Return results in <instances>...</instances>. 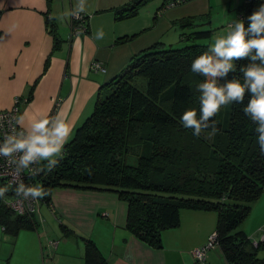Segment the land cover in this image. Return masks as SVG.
Here are the masks:
<instances>
[{
    "label": "trees",
    "instance_id": "obj_1",
    "mask_svg": "<svg viewBox=\"0 0 264 264\" xmlns=\"http://www.w3.org/2000/svg\"><path fill=\"white\" fill-rule=\"evenodd\" d=\"M150 1L132 0L116 10L115 18H132ZM186 1L165 0L162 6ZM261 4L264 0H245L238 7L246 27L248 16ZM174 23L181 29L179 40L188 44L172 47L156 41L133 54L102 86L92 111L64 145L57 165L41 171L37 184L50 193L54 188L116 193L128 205L126 228L155 248H161L164 230L179 225L181 209L214 211L217 242L228 264H264L257 256L264 242L254 246L239 229L264 190V155L256 143V126L243 112L249 97L246 94L244 104H229L226 127L217 123V114L212 118L218 128L212 141L184 128L180 118L187 109H196L199 115L197 85L204 80L191 71V64L208 50L213 29L209 20L199 17ZM204 24V30H194ZM49 32L55 52L61 40L54 24ZM136 35H123L116 42H128ZM247 63L236 61L228 78L243 82L239 69ZM132 146L140 150L134 163L128 162ZM152 175L161 176V182H151ZM42 201L50 203L51 195ZM0 225L16 236L21 229L35 228L37 221L34 216H14L0 206ZM83 241V264H109L91 239Z\"/></svg>",
    "mask_w": 264,
    "mask_h": 264
},
{
    "label": "crops",
    "instance_id": "obj_2",
    "mask_svg": "<svg viewBox=\"0 0 264 264\" xmlns=\"http://www.w3.org/2000/svg\"><path fill=\"white\" fill-rule=\"evenodd\" d=\"M131 1L86 0V11L82 12L86 32L77 34V40V35L66 37L72 16H64L73 9L76 0H0V110L10 108L15 97L27 99L20 104L19 114L26 109L30 115L55 114L63 109L72 125L70 140L87 117L86 105H94L102 86L133 54L156 41L162 42L175 28L174 22L181 18L205 20L206 15L221 6L227 17L239 18L237 9L245 0H187L167 9L163 7L165 0H153L141 7L136 16L117 20L116 10ZM55 14L63 19L50 18ZM56 21L66 31L58 36L59 50L52 52L49 27L54 24L57 28ZM101 27L105 35L97 40L94 33ZM136 33L128 42H116L123 35ZM94 62H100L105 71H92L90 66ZM255 203L243 221L246 236L252 241H256L264 227V190ZM127 212V202L113 192L54 188L50 203L39 204L34 215L35 228L21 229L15 236L16 258L21 264H40V259L42 264L63 261L62 239L48 238L46 246H42V235L48 237L45 231L53 226L48 219L51 217L61 228L66 222L76 233L91 239L109 264H228L219 245L208 250L201 263H196L190 253L204 245L215 231L216 212L181 209L179 225L161 233V248L134 237L126 228ZM50 239L52 245L48 248ZM257 256L264 259V246L258 247ZM79 260L71 259L65 264H80Z\"/></svg>",
    "mask_w": 264,
    "mask_h": 264
},
{
    "label": "clouds",
    "instance_id": "obj_3",
    "mask_svg": "<svg viewBox=\"0 0 264 264\" xmlns=\"http://www.w3.org/2000/svg\"><path fill=\"white\" fill-rule=\"evenodd\" d=\"M85 11L86 0H76L73 9L65 12L64 16L79 19L80 13ZM50 18L63 19V16ZM247 19V27L243 20L229 24L223 34L213 37L208 50L192 61L191 71L204 77L197 85L200 93L199 115L196 109L189 108L182 114L180 123L184 128L192 129L195 136H201L211 129L206 135L210 139L218 132L216 121L212 118L221 107L231 103L244 104L247 94L249 99L243 112L256 126V143L261 155H264V4ZM104 35L102 27L94 33L97 40H102ZM239 60L248 61L239 69L243 82L235 76L228 78ZM221 80L224 83H219ZM12 119V130L0 142V157L5 158L7 166L12 169L16 182L15 197L22 204L51 195L38 184L26 185L21 174L28 170L32 176H36L45 168L48 171L55 168L70 137L72 125L63 109L54 115L46 112L30 115L26 109ZM7 190V187L0 188V198H4L5 202Z\"/></svg>",
    "mask_w": 264,
    "mask_h": 264
},
{
    "label": "rangeland",
    "instance_id": "obj_4",
    "mask_svg": "<svg viewBox=\"0 0 264 264\" xmlns=\"http://www.w3.org/2000/svg\"><path fill=\"white\" fill-rule=\"evenodd\" d=\"M152 1H150V2H152ZM217 2H218V0H217ZM58 4H60V3H58ZM148 4H149V2H148ZM55 5H56V3H55ZM233 6H235V2L233 3ZM54 16L57 17L56 14ZM205 17H206L205 18L206 21H208V20L210 21V24H211L210 26L213 29V35L211 36L210 39H208V42L210 44L213 42L214 36H216L218 34H223L224 30L227 28V26L229 24L239 20L237 15L233 16V18H231V19L229 17H227V12L223 11V6H221L220 9L216 8V11L214 10V12H212L208 16L206 15ZM217 19H219L220 22H217ZM56 22H57V26H58L56 28L57 34H62L63 31H66V28L64 25H61L60 22L58 23V21H56ZM70 22H71V18L69 19V23ZM69 23H68V31H67L68 33H66L67 38H68V34L70 33ZM205 27L206 26L204 24L203 26H200L199 28H196L194 30H204ZM180 32H181V29L178 27L174 28L173 30H170L168 32V34H166V36H164V39H162V42L166 46H172V47H181V46L188 44V42L179 40L180 39V37H179ZM92 109H93V105H86L87 116L90 114ZM228 110H229V104L222 106L220 111L217 113V115H218L217 116V123L221 124L223 127H226L227 122H228ZM49 115H54V114L49 113ZM207 133L208 132H205V134H203L201 136L208 141H212L213 136L210 139L206 138ZM222 137H224V143L227 144V137L226 136H222ZM219 147L221 148V151H223V149H224L223 146L220 145ZM132 150H133V152L131 153V156L128 159V162L134 163L135 157H136V161H137L138 156H140V155H138L140 150L137 146H132ZM43 163L46 164L47 162H43ZM40 166L42 167L43 165H40ZM45 170H46V168L43 171H45ZM160 177H158V176L154 177L152 175L151 176V182L156 183V184L160 183L161 178H162V177L161 178ZM255 204L256 203H254L252 207H254ZM250 213H251V211L249 212V214ZM48 219L51 220V224H53V226L51 225V227L47 228V230L45 231V234H47L48 237H45V235H42L43 241H44L42 246L43 247L46 246V240L48 238H54L57 240L62 239L61 240V243H62L61 244V252H63L62 254H64L62 256V259L65 262L57 261L56 264H65L67 261H69L71 259L76 260L79 258H80L79 263L83 264V262L81 263V255H82V251H84V241L82 238H85V236L76 233L73 229H71L70 225L66 222H64L65 224L61 228V225L59 222H58V224H56L55 220H53L51 217H49ZM244 224H245V222L244 223L242 222L239 225V229L241 231H243L245 235H247V233H245V230H244ZM64 234H66V236H64ZM40 236H41V234H40ZM259 238H260V234L258 235L256 240H259ZM57 240H55V241H57ZM50 241H52V239L47 241V247L48 248L51 245ZM15 242H16L15 235H13L12 233L6 232L5 230H3L2 226L0 225V264H21L20 261L16 258L17 257V250L14 251ZM13 251H14V254H13ZM190 253L193 257V254L191 251H190ZM12 254H13V258L10 261ZM45 263H47V262H45ZM40 264H42L41 259H40Z\"/></svg>",
    "mask_w": 264,
    "mask_h": 264
},
{
    "label": "built area",
    "instance_id": "obj_5",
    "mask_svg": "<svg viewBox=\"0 0 264 264\" xmlns=\"http://www.w3.org/2000/svg\"><path fill=\"white\" fill-rule=\"evenodd\" d=\"M173 7V4L170 3L167 5V8ZM239 14V19H240ZM70 33L68 38L70 39L71 36L77 35L79 33H85L86 32V19L84 14L80 13V18L77 19L76 17H71L70 22ZM91 70L94 71H105L102 67L100 62H94L90 66ZM27 102L26 98L23 97H15L13 99V104L10 108L1 109L0 110V142H2L3 137L6 133H9L13 126L14 121L13 117L19 115V106L22 103ZM17 130H19V126L16 125ZM33 167H36V165H33ZM37 176H32L31 173L28 170H25L21 174V178L25 182L26 185H36L37 182ZM7 187V191L5 193V197L7 202H5L4 198H0V206L5 207L7 210H9L11 213H13L14 216H34L39 208V204L41 203V199H38L36 201H26L21 203L17 202V198L15 197L14 189L16 187V182L14 180L12 169L7 166L6 159L3 157H0V188ZM22 213V214H21ZM3 228V227H2ZM4 230V228H3ZM259 242H264V227L261 229V235L259 240L252 241L254 246H258ZM52 245V242H51ZM218 245L217 242V233L214 231L209 237L207 242L200 246L195 248L192 251L193 257L196 261V263L204 262L206 259V253L211 248ZM53 246H55L53 244Z\"/></svg>",
    "mask_w": 264,
    "mask_h": 264
}]
</instances>
